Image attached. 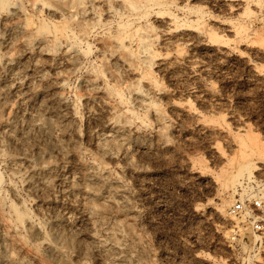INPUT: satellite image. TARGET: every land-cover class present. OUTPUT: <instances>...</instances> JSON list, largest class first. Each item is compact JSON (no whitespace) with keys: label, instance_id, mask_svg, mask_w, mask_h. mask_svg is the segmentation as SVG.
<instances>
[{"label":"rangeland","instance_id":"1","mask_svg":"<svg viewBox=\"0 0 264 264\" xmlns=\"http://www.w3.org/2000/svg\"><path fill=\"white\" fill-rule=\"evenodd\" d=\"M263 14L0 0V264H264L226 217L264 198Z\"/></svg>","mask_w":264,"mask_h":264},{"label":"built area","instance_id":"2","mask_svg":"<svg viewBox=\"0 0 264 264\" xmlns=\"http://www.w3.org/2000/svg\"><path fill=\"white\" fill-rule=\"evenodd\" d=\"M259 20L264 26V14ZM226 217L232 222L229 245H246L254 237L260 239L264 235V198L242 196L227 207Z\"/></svg>","mask_w":264,"mask_h":264}]
</instances>
